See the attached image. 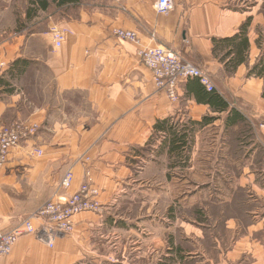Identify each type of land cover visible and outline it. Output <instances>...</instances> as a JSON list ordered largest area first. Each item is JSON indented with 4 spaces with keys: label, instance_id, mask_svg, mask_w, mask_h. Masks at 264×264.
Segmentation results:
<instances>
[{
    "label": "crops",
    "instance_id": "1",
    "mask_svg": "<svg viewBox=\"0 0 264 264\" xmlns=\"http://www.w3.org/2000/svg\"><path fill=\"white\" fill-rule=\"evenodd\" d=\"M156 1L0 0V130L40 126L0 170L1 228L69 169L60 195L90 168L103 205L53 246L22 236L0 264H264V77L249 74L264 57V0H175L167 15ZM246 23L236 64L233 44L216 40ZM53 26L66 30L60 47ZM153 45L205 68L219 96L191 79L172 102L138 55Z\"/></svg>",
    "mask_w": 264,
    "mask_h": 264
},
{
    "label": "built area",
    "instance_id": "2",
    "mask_svg": "<svg viewBox=\"0 0 264 264\" xmlns=\"http://www.w3.org/2000/svg\"><path fill=\"white\" fill-rule=\"evenodd\" d=\"M155 7L158 13L167 15L174 10L175 0H157ZM65 33L64 28L58 26L51 28L50 34L57 47L62 45ZM115 34L120 39L140 43L136 31L118 29ZM138 55L141 63L152 71L157 88L165 91L172 102L178 101L182 84L190 79H199L208 91L217 89L211 74L205 68L194 64L174 49L163 45L144 46L139 49ZM5 66L6 63L0 60V70ZM39 129V124L22 120H15L1 128L0 170L9 162L12 151L36 136ZM35 152L41 155L43 151ZM85 175L86 181L74 194L62 197L60 191L68 190L74 180L72 169L67 170L60 186L37 210L7 229L0 226V258L11 254L22 236L34 235L39 242L53 246L57 238L67 237L73 233L76 216L85 212L100 213L103 205L97 199L99 188L92 182L90 168L86 170Z\"/></svg>",
    "mask_w": 264,
    "mask_h": 264
},
{
    "label": "trees",
    "instance_id": "3",
    "mask_svg": "<svg viewBox=\"0 0 264 264\" xmlns=\"http://www.w3.org/2000/svg\"><path fill=\"white\" fill-rule=\"evenodd\" d=\"M246 33H247V23L242 26L240 33H238L237 35L231 38L223 39V40H216V42L222 41V42L233 44V47H234L233 52L235 51L238 54V60L236 61V64H239L240 61L244 59L243 57H241V54L243 53L245 49L248 48V39L246 38ZM238 38L242 39L240 43H236V40ZM17 63L23 64L25 63V61L19 60ZM249 74H255L257 76L264 77V57H261L259 59V61L250 70ZM192 82H194L195 85H197L196 88L202 93L203 97L207 98V100L213 101L214 98H217L219 96L215 90L208 91L206 87L199 81V79L197 78L192 79ZM263 97H264V92H263Z\"/></svg>",
    "mask_w": 264,
    "mask_h": 264
},
{
    "label": "rangeland",
    "instance_id": "4",
    "mask_svg": "<svg viewBox=\"0 0 264 264\" xmlns=\"http://www.w3.org/2000/svg\"><path fill=\"white\" fill-rule=\"evenodd\" d=\"M130 264H132V263L130 262ZM146 264H148V263H146Z\"/></svg>",
    "mask_w": 264,
    "mask_h": 264
}]
</instances>
